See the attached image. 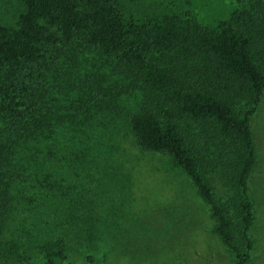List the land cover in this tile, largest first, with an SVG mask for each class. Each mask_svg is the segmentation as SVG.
Wrapping results in <instances>:
<instances>
[{"label":"trees","instance_id":"trees-1","mask_svg":"<svg viewBox=\"0 0 264 264\" xmlns=\"http://www.w3.org/2000/svg\"><path fill=\"white\" fill-rule=\"evenodd\" d=\"M205 2L0 0V245L14 209L35 210L14 173L26 162L34 178L55 126L73 117L63 112L91 109L87 103L101 98L99 90L88 88L61 105L51 93L74 89L64 56L79 37L120 71L127 80L123 92L140 90L139 111L130 119L136 145L167 155L187 176L232 264H247L254 220L248 194L255 164L250 117L264 90V0L213 7ZM78 88L85 92L86 85ZM216 183L225 198L217 196ZM49 187L46 212L64 215L58 222L52 218L56 227L49 228L61 239L43 240L37 251L44 264H64L62 226L74 228L75 239L97 242L106 223L78 200L58 203L63 196L52 191L57 185ZM0 264H10L1 253Z\"/></svg>","mask_w":264,"mask_h":264},{"label":"rangeland","instance_id":"rangeland-1","mask_svg":"<svg viewBox=\"0 0 264 264\" xmlns=\"http://www.w3.org/2000/svg\"><path fill=\"white\" fill-rule=\"evenodd\" d=\"M235 1L205 3L213 7ZM65 53L64 65L69 67L74 89H53L52 95L61 105L67 100L70 105L88 88H96L101 98L87 103L91 109L63 112L73 117L55 126L48 147L42 148V165L35 167L34 178L26 162L24 169L20 167L14 173L13 179L23 196L33 200L32 205H27L36 212L22 214L14 209L10 215L0 245L6 262L44 264L37 246L43 240L61 239L49 226L52 218L58 222L64 220V215L47 213L51 203L44 200L51 193L49 186L55 184L57 189L52 191L63 196L58 203L69 201L76 205L78 200L94 209V218L101 215L106 223L97 242L75 239L74 228L62 226L67 235L64 264H232V255L212 231L213 220L207 206L187 176L174 167L167 155L136 145L130 119L139 111L140 90L126 88L123 92L127 80L120 71L79 37ZM81 84L86 85L85 92L78 88ZM250 130L255 164L249 176L248 194L254 220L248 230L252 247L247 264H264V90L250 117ZM46 174L49 177L45 178ZM216 186L217 196L225 198L227 194L217 183ZM38 210L48 216L37 214ZM55 224L51 226L56 227ZM106 239L112 241L108 244ZM13 243L19 246L17 250ZM87 256L93 263L86 261Z\"/></svg>","mask_w":264,"mask_h":264}]
</instances>
